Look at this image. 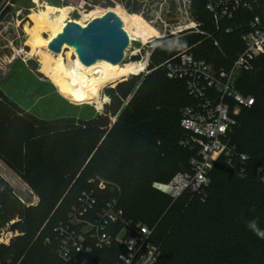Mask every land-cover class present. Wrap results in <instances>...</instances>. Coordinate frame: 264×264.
<instances>
[{"label":"trees","instance_id":"16d2710c","mask_svg":"<svg viewBox=\"0 0 264 264\" xmlns=\"http://www.w3.org/2000/svg\"><path fill=\"white\" fill-rule=\"evenodd\" d=\"M8 1L0 0L1 9L18 2ZM209 1L193 0V16L205 34L185 31L156 40L149 74L107 89L111 102L90 119L37 118L0 88V159L40 199L37 206H23L0 179V230L17 218L10 229L21 234L10 246L0 245L1 261L65 264L56 253L54 230L68 222L81 194L93 191L96 211L119 197L124 219L153 231L162 250L158 264H264V238L248 227L256 220L264 229V57L255 62V71L236 80L241 95L255 98L254 106L242 109L231 136L237 151L250 158L246 177L221 158L202 195L185 194L173 202L153 188L190 171L193 156L183 146L188 133L181 126L182 110L193 99L184 81L168 78L167 61L189 51L217 70L230 69L244 50L242 36L252 15L238 13L217 29ZM95 177L115 184L120 193L99 191L89 182ZM122 252L118 244L96 250L90 264H116Z\"/></svg>","mask_w":264,"mask_h":264},{"label":"built area","instance_id":"2783aa9c","mask_svg":"<svg viewBox=\"0 0 264 264\" xmlns=\"http://www.w3.org/2000/svg\"><path fill=\"white\" fill-rule=\"evenodd\" d=\"M207 10L212 14L217 29L222 22L234 19L238 13H250L252 18L242 36L244 50L230 69L217 70L213 64L198 60L189 51L166 63L168 78L184 81L188 95L193 99L191 105L183 108L181 115V126L188 133L183 146L193 155L190 171L177 174L167 184H153L155 190L169 196L173 202L185 194L202 195L210 184V172L219 159L223 158L240 178L246 177L250 160L249 156L237 151L231 143V136L238 127L242 109L255 104L254 97L239 93L236 80L242 73L255 71V62L264 57V0H210ZM185 31L205 34L197 24H193V27L177 29L171 36ZM215 46L219 47V43L215 42ZM149 59L150 55L146 69L139 75L149 74ZM89 182L101 189L112 188L120 193L118 186L100 177ZM21 189L25 191V187ZM97 205L98 199L93 191L83 192L69 213L68 222L55 228L56 253L61 261L65 264H90L89 257L96 250L104 251L118 244L124 252L118 256L116 264L159 263L162 250L153 242V231L145 225L126 221L119 197L106 200L100 211H96ZM18 235L21 234L0 232V245L10 246L14 236ZM0 264L12 263L0 260Z\"/></svg>","mask_w":264,"mask_h":264},{"label":"rangeland","instance_id":"374dc122","mask_svg":"<svg viewBox=\"0 0 264 264\" xmlns=\"http://www.w3.org/2000/svg\"><path fill=\"white\" fill-rule=\"evenodd\" d=\"M6 1L4 0L3 3ZM10 1L8 2L10 3ZM46 5L57 8L72 6L74 11L69 16V20L83 24L91 21L89 17L91 14H100L101 12L114 14V11H117L119 15L116 13L114 15L120 21L121 16L125 14L137 15L160 33L158 39L171 36L172 32L181 27H193V24H197L198 29L201 28V24L193 16V0H90L87 5L80 0H61L57 3L54 0H18L10 10L5 11V8L1 9L0 6V88L20 108L43 120L59 118L87 120L103 113L105 106L111 102L106 90L115 88L120 82L132 77L121 80L114 86L108 85L103 89L102 99L108 97L109 101L104 103L101 110L95 104L78 105L61 96L54 84L41 72L38 59L29 56L25 51V47L28 46L27 26L23 29L22 25L32 14L42 10ZM78 8H82V10ZM122 26L127 28L128 34L129 32L132 35L136 34L134 28L129 24L123 22ZM45 37L47 38L48 35L46 34ZM155 41L144 44L141 39L135 42L131 39V46L126 52L124 64L146 62L148 55H151L152 48L156 47ZM0 179L10 187L11 197L21 205L32 207L39 204L38 195L1 159ZM24 187L25 191H22L21 188ZM3 188L7 191V187ZM98 190L104 193L114 192L112 188L101 189L98 187ZM60 209L65 211L63 208ZM15 221L17 222V218ZM11 226L10 222L0 232H13L10 229ZM19 236L21 235L14 236V239Z\"/></svg>","mask_w":264,"mask_h":264},{"label":"bare ground","instance_id":"6f19581e","mask_svg":"<svg viewBox=\"0 0 264 264\" xmlns=\"http://www.w3.org/2000/svg\"><path fill=\"white\" fill-rule=\"evenodd\" d=\"M73 11L72 6L57 8L46 5L42 10L32 14L29 17L32 24L25 25L27 26L26 33L30 48L27 54L38 59L41 72L54 84L61 96L78 105L95 104L101 110L104 103L109 101L108 97L102 99L103 89L108 85L114 86L119 81L131 76L139 75L146 69V62L113 65L101 61L92 66H85L81 63L76 52L67 45L60 54L50 51L49 45L53 39L63 32L69 22H73V20H69ZM114 12L119 15V12ZM104 15L105 13L101 12L100 14H91L89 17L92 21ZM121 18V23H127L134 28L135 35L129 32L133 42L141 39L144 44H149L159 38L160 33L140 16L125 14ZM74 22L83 27H87L89 23ZM123 28L128 31L126 27Z\"/></svg>","mask_w":264,"mask_h":264},{"label":"water","instance_id":"95a60500","mask_svg":"<svg viewBox=\"0 0 264 264\" xmlns=\"http://www.w3.org/2000/svg\"><path fill=\"white\" fill-rule=\"evenodd\" d=\"M26 24H32L29 18L22 25L23 29ZM66 45L76 52L85 66L101 61L119 65L126 61L131 38L121 21L113 13H107L89 22L87 27L74 21L69 22L63 32L50 43L49 50L60 54ZM29 50L26 46L25 51Z\"/></svg>","mask_w":264,"mask_h":264},{"label":"clouds","instance_id":"9594fccd","mask_svg":"<svg viewBox=\"0 0 264 264\" xmlns=\"http://www.w3.org/2000/svg\"><path fill=\"white\" fill-rule=\"evenodd\" d=\"M156 186V185H154ZM248 227L250 230H252L258 237L260 238H264V229H260L257 221L256 220H252L248 222Z\"/></svg>","mask_w":264,"mask_h":264}]
</instances>
